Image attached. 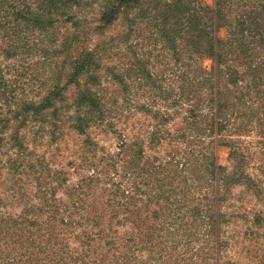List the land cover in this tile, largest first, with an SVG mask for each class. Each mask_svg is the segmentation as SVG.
Instances as JSON below:
<instances>
[{
    "label": "rangeland",
    "instance_id": "374dc122",
    "mask_svg": "<svg viewBox=\"0 0 264 264\" xmlns=\"http://www.w3.org/2000/svg\"><path fill=\"white\" fill-rule=\"evenodd\" d=\"M88 3L79 0L51 16L50 26L26 37L25 44L43 49V55H0L1 77L16 82L13 92L0 91V264H117L122 251L130 264H264V42L258 39L264 14L261 26L248 31L236 26L240 17L261 12V0H191V14L201 9L197 15L204 33L199 37L187 24L141 15L136 7L120 10L96 35L101 8L99 2ZM141 3L150 13L146 1ZM75 20L90 29L81 48L102 46L95 89L106 116L98 124L88 121L87 146L84 135L69 129L71 90L63 93L55 119L49 107L38 108L54 76L66 67L62 44L73 33ZM209 40L222 50L218 64L205 52ZM15 67L18 74L13 76ZM201 76L216 82L226 103L222 143L216 142L214 131L201 133L190 126L212 109L208 100L215 92H209ZM240 122L252 131L238 136L227 131ZM52 126L58 128L53 131ZM53 132L60 135L54 142L49 137ZM122 144L141 152L137 168L176 161L177 168H166L169 177L160 176L163 190H184L178 198L186 201L178 207L188 217L187 236L177 223L164 240L158 239L159 232L146 234L145 226L142 233L131 227L126 243L119 215V224H95L87 218L91 204L109 197L104 177L110 170H101V163L113 165L117 182L127 184L132 197L127 206L135 216H148L156 206L153 189L140 184L135 174L123 175ZM208 153L219 168L218 186L199 158ZM85 157L97 164H84ZM184 162L185 169L179 170ZM90 176L93 181L84 182ZM217 195L215 253L207 236L212 223L202 211Z\"/></svg>",
    "mask_w": 264,
    "mask_h": 264
},
{
    "label": "trees",
    "instance_id": "16d2710c",
    "mask_svg": "<svg viewBox=\"0 0 264 264\" xmlns=\"http://www.w3.org/2000/svg\"><path fill=\"white\" fill-rule=\"evenodd\" d=\"M141 1L142 0H86V2H89L88 5L99 2L98 5L101 8L100 18L98 19L99 25L95 28L96 33L94 31L92 32L98 35L102 30L110 26L120 10L126 12L136 7L139 9V14L141 15H157L162 21L174 19L178 21V23H181L180 25H182V23L187 24V30L195 34L196 37L204 33V29L200 23L201 16L197 15V12L201 11V9L196 11V15L191 14L194 11L189 8L191 0H145L147 5L150 6V13L144 8ZM78 4L79 0H0V55L5 59L14 56L16 53L20 55L25 52L29 53V51H39L43 55V49L34 48L33 44L30 46L25 44L26 37L32 35L33 29L43 30L46 26H50L52 23L50 20L51 16L61 15V11L64 9L69 8V6H77ZM260 11L258 15L249 12L245 16L240 17V21H237L236 26L242 27V31H248V28L251 26H261L263 23L262 14H264V0H261ZM214 17L216 21L220 19V3L216 4ZM82 24V21L75 20L72 22L71 27L73 33L65 38L62 44V54L64 55V65H66V67H64V70L58 73L57 76H54L49 93L43 98L42 105L38 108L49 107L52 118L55 119L54 116H56L60 110L59 105L66 97L63 93L71 90L72 112L66 116L67 118L69 117L71 122L69 129H72L78 135H84L85 142L83 145L87 146L86 140L88 138L86 137V129L89 125L88 121L91 119L94 123L97 122L98 124L102 122V119L106 115L100 108L101 96L97 93L98 90L95 89L96 86L99 85L97 70L101 61L102 54L100 50H102V46L99 48L97 44L92 49L80 47L82 39L87 37V32L90 30L89 28H83L81 26ZM234 31L238 32V30ZM258 39L259 42H264V28L259 32ZM208 44V47L206 46L205 48V52H208L209 56L218 64L222 61V50L216 46L217 42L215 40H209ZM237 47L241 50L243 48L241 43H239ZM198 51L199 50L196 49V53H200ZM44 57H46V55ZM12 72H14L12 73L13 76H16V74H18L17 68L15 67ZM62 79L64 80L61 81ZM201 82L208 85L209 92H215L214 95H210L208 100V103L212 105V109L207 116H199V119L190 123V126L192 130L201 133L211 134L214 131V134L217 136L216 142L220 143L219 133L221 130H224L225 124L227 123L224 114L226 103L218 93L219 90L216 82L215 84L211 82L210 76H203ZM15 83L14 78L6 80L0 75L1 92H13L16 88L14 85ZM260 115L261 113L258 116ZM57 128V126H52L53 131ZM230 130L232 133H236L237 136L252 131L249 124L245 122L230 126L227 131ZM58 135L59 134L54 135L53 132L50 133L49 137L54 142V140L58 138ZM126 145L127 144H122L119 149L120 160L122 161L124 169L123 175L128 177L131 174H135L140 184L153 189L155 195L153 198L156 206L148 216H146V214L135 216L127 206L132 200L127 184L122 185L120 182H117L118 176L115 173L113 165L101 163V170L106 168L110 170L108 172L109 175L104 177V180L109 183V197L106 200L99 199L94 204H91L87 218L95 224H101L103 221L109 224L112 220L116 221L119 215V217H121L120 223L125 225L127 229L125 238L123 239L126 243H128L129 237L127 232L131 227H133V229H138L139 232L142 233L145 226L146 234L153 233V231L159 232L162 236L158 237V239L164 240L175 232L172 228L177 223L176 225L179 226L181 234L187 236L189 225L188 217H186L185 213H180L181 210L178 207V205L186 201L178 198L179 194L184 197V190H181L180 187H167V189L163 190V178L160 176L162 174L165 178L169 177V172H165L166 168H177V165H174L176 161L171 159L169 162H159L147 168H137L139 159H141V157H139L141 156V152H133ZM90 148L91 147L87 149ZM234 154L235 152L233 150L231 156L234 157ZM199 158L203 161L206 173L218 186L221 181L219 177V168L214 167L211 154H202ZM83 161L84 164H97L95 160L86 157L83 158ZM185 163L186 162L181 164L179 170L185 169ZM193 168H195V166ZM91 171L95 172L93 169ZM191 171L190 173L192 174L195 172V169H191ZM171 177L169 180L174 181L175 179ZM93 179L94 176H90L87 177L84 182H91ZM176 181L179 182L178 180ZM103 191L108 194L107 188H104ZM162 194H164V196H162ZM149 198L147 194L145 202ZM217 201L218 195L215 198L212 196L210 201L203 206L202 211L208 214V218L212 223V226H210L211 230L208 232L207 236L212 239L210 248L213 252L215 251V253H217L219 249V241L216 235L219 216L214 210ZM116 223L119 224L118 221H116ZM148 224H151L154 229L151 230L149 226H147ZM108 243L110 242H105L107 246H110ZM116 256L117 259H119L117 264H130L129 256H127L126 251H122L120 256L118 254Z\"/></svg>",
    "mask_w": 264,
    "mask_h": 264
}]
</instances>
